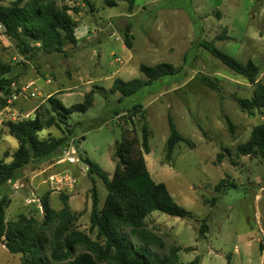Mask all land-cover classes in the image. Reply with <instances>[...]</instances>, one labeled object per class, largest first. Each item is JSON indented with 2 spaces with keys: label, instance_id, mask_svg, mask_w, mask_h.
<instances>
[{
  "label": "rangeland",
  "instance_id": "1",
  "mask_svg": "<svg viewBox=\"0 0 264 264\" xmlns=\"http://www.w3.org/2000/svg\"><path fill=\"white\" fill-rule=\"evenodd\" d=\"M13 1L0 0V6ZM52 1L79 10L69 13L75 24V46L65 40L62 53L36 52L27 59L10 39H0L1 58L12 66L14 85L33 82L40 95L12 106L17 119L24 115L32 119L37 112L45 120L51 116L49 97L69 107L82 103L92 91V106L62 126L73 130L68 144L111 176L115 145L123 130L134 129L140 138L141 125L146 123L150 152L144 158L150 176L163 183L174 202L189 213L188 218H177L153 212L145 219L146 228L163 243L162 249L152 247L151 253L162 256L177 248L182 264L195 257L199 264H264V157L236 152L254 127L264 126L262 111L255 110L254 117L248 118L236 102L251 99L256 84H249L199 46L211 43L242 64L253 62L258 69L256 82L264 85V0H136L131 14L124 2L107 7L103 0H95V9L89 12L76 0ZM29 2L22 0V5ZM163 63L180 71L130 97L110 92L115 80H145L140 65ZM202 77L216 90L205 86ZM137 106L142 109L135 111ZM2 109L0 97V157L6 152L9 156L3 160L8 163L17 144L7 132L9 116ZM168 116L191 145L178 143L167 161ZM226 119L233 126L232 134ZM38 137L58 139L63 133L50 127ZM57 154L28 164L1 186L0 199L9 201L6 221L23 215L42 222V196L49 193L50 206L59 211L62 194L76 216L75 229L89 234L91 190H96L99 208L107 191L88 172L76 174L71 192L53 191L46 182L48 175L67 168L55 165ZM224 179L234 186L217 193L215 186ZM203 224L206 230L200 234ZM0 264H21L20 255L0 245Z\"/></svg>",
  "mask_w": 264,
  "mask_h": 264
},
{
  "label": "trees",
  "instance_id": "2",
  "mask_svg": "<svg viewBox=\"0 0 264 264\" xmlns=\"http://www.w3.org/2000/svg\"><path fill=\"white\" fill-rule=\"evenodd\" d=\"M89 12L95 9V0H76ZM105 6L115 7L120 2L127 4L131 14L136 0H103ZM70 12L77 9L66 6L58 7L52 0H31L22 5V0H15L9 6H0V23L5 28V35L14 42L18 53L24 58H31L36 52L44 54L62 53L66 40L75 46L77 38L75 24ZM125 45L130 48L127 34ZM200 47L207 50L214 58L237 75L243 76L249 84H256L251 99H237L239 110L248 118L254 117V111L264 113V85L257 83L258 69L253 62L242 64L231 56L217 50L213 44L202 42ZM12 66L1 58L0 50V93L8 94L14 84ZM139 73L145 80H115L111 93H119L121 98L130 97L143 88L164 77L176 75L180 69L171 64L155 66L140 65ZM202 83L211 90L216 86L209 79L202 77ZM51 116L43 120L36 112L34 118L7 122L6 129L17 144L10 155V162L0 157V188L15 174L34 161L49 159L68 145L73 130L63 128L66 121L76 113L86 112L93 104V92L84 96L83 102L64 107L52 96L47 100ZM136 109H142L137 106ZM229 133H233L231 122L226 119ZM79 123H77L78 125ZM169 136L166 141V160H170L175 146L180 143L191 145L176 130L172 118L168 116ZM55 127L62 131L63 137L41 140L38 133L44 128ZM149 130L146 123L141 125L140 138L135 130H123L121 140L116 143L113 161L114 172L111 176L84 157L88 174L97 176L103 183L107 194L101 208L98 207L96 190H91V210L89 215V234L75 229L76 216L71 212L68 197L60 194L61 209L54 211L49 204V193L42 196L40 205L44 214L42 222L18 216L15 221H6L5 210L9 201L0 199V245L10 254L20 255L21 264H182L178 249L171 248L166 255L156 256L152 247L163 248V243L156 234L149 231L145 219L153 212L170 217L188 218L189 213L178 206L166 186L152 180L144 156L149 154ZM238 155L264 157V126L251 130L246 143L236 148ZM222 155L218 156V160ZM233 188L221 180L215 186L217 193ZM206 230L203 224L199 233ZM186 264H199L195 257Z\"/></svg>",
  "mask_w": 264,
  "mask_h": 264
},
{
  "label": "built area",
  "instance_id": "3",
  "mask_svg": "<svg viewBox=\"0 0 264 264\" xmlns=\"http://www.w3.org/2000/svg\"><path fill=\"white\" fill-rule=\"evenodd\" d=\"M5 35V28L0 23V39H4ZM49 84L50 81H47ZM40 95L35 88V84L30 82L28 84L22 86L12 85L11 91L8 94L0 93V97L3 102V112H6L9 116V122H16L27 119L29 115H24L23 119H17V113L12 108V106L19 102L20 100H30L36 99ZM58 159L55 162L56 166H66L67 168L60 170L58 172L52 173L47 177V184L49 187L56 191V193H69L73 190L78 175H85L87 173V166L83 161V158L79 156L76 146L74 144H68L67 146L63 147L58 152ZM75 169L76 173L73 171ZM14 190L19 189V185L17 183L13 184Z\"/></svg>",
  "mask_w": 264,
  "mask_h": 264
},
{
  "label": "crops",
  "instance_id": "4",
  "mask_svg": "<svg viewBox=\"0 0 264 264\" xmlns=\"http://www.w3.org/2000/svg\"><path fill=\"white\" fill-rule=\"evenodd\" d=\"M131 16V15H130Z\"/></svg>",
  "mask_w": 264,
  "mask_h": 264
}]
</instances>
